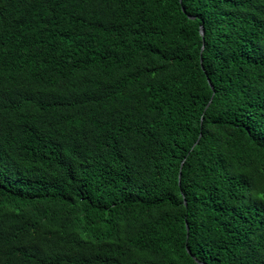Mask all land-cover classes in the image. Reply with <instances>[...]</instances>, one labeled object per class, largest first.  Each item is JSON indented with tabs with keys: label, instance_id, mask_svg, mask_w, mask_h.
Here are the masks:
<instances>
[{
	"label": "trees",
	"instance_id": "obj_1",
	"mask_svg": "<svg viewBox=\"0 0 264 264\" xmlns=\"http://www.w3.org/2000/svg\"><path fill=\"white\" fill-rule=\"evenodd\" d=\"M198 260L264 264V0H0V264Z\"/></svg>",
	"mask_w": 264,
	"mask_h": 264
},
{
	"label": "water",
	"instance_id": "obj_2",
	"mask_svg": "<svg viewBox=\"0 0 264 264\" xmlns=\"http://www.w3.org/2000/svg\"><path fill=\"white\" fill-rule=\"evenodd\" d=\"M181 1H182V0H181ZM195 17H196V16L190 15V18H191V19H194ZM201 34H202L203 39H204V41H205V27H204V25L201 26ZM204 46H205V44L203 45L202 50L204 49ZM209 82H210L211 86L214 88V86H213V84H212V82H211L210 79H209ZM202 120H203V119H202ZM196 144H197V142L194 144V146H195ZM183 164H184V162H182V164H181V168L183 167ZM181 174H182V173H180V178H181ZM187 228H188V230H189V225L187 226ZM189 252H190V250H189ZM198 262L201 263V264H205L204 262H202V261H200V260H198Z\"/></svg>",
	"mask_w": 264,
	"mask_h": 264
}]
</instances>
